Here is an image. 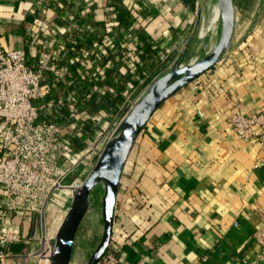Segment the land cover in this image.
Wrapping results in <instances>:
<instances>
[{
    "label": "crops",
    "instance_id": "crops-1",
    "mask_svg": "<svg viewBox=\"0 0 264 264\" xmlns=\"http://www.w3.org/2000/svg\"><path fill=\"white\" fill-rule=\"evenodd\" d=\"M194 1L0 0V41L25 48L34 61L45 43L48 17L67 27L76 42L62 35L55 52L71 76L57 82L47 97L56 104L40 119L66 116L71 87L82 111L100 115L71 134L76 149L86 148L114 116L129 109L138 89H147L164 55L189 37L185 34L197 18ZM212 5L201 17L211 18L209 27L218 18ZM42 6L48 7L46 14ZM256 10L253 34L235 47L232 40L231 53L163 101L137 136L126 163L134 185L123 174L124 164L114 204L112 239L122 244V259L264 264L255 262L253 237L260 224L254 205L264 202V163H253L262 152L255 138L237 137L228 121L237 106L244 113L264 109V0ZM83 46L90 49L86 58L80 55ZM61 94L66 99L59 100ZM96 157L97 151L88 152L79 175ZM27 228L25 222V233ZM33 258L30 264H41Z\"/></svg>",
    "mask_w": 264,
    "mask_h": 264
},
{
    "label": "built area",
    "instance_id": "built-area-1",
    "mask_svg": "<svg viewBox=\"0 0 264 264\" xmlns=\"http://www.w3.org/2000/svg\"><path fill=\"white\" fill-rule=\"evenodd\" d=\"M40 11L46 14L48 7L42 6ZM47 21L42 31L45 43L38 48L34 61L28 59L25 48H6L0 41V264H30L29 257L50 250L46 242L37 249L31 247L20 252L12 251L10 245L16 241L31 244L38 238L49 242L52 236H47L45 216L59 219L64 207L63 202H56L58 211L54 209L57 212L49 214L54 195L61 188L71 195L76 183L81 181L79 165L87 164L90 150L100 153V147L123 117L114 116L92 145L76 149L71 134L87 120L99 121L100 115L82 111L74 89L69 87L66 116L62 120L40 119L42 111L56 104L54 98L47 97L57 82L65 83L71 76V70L61 62L55 47L65 34L68 40L76 42L70 38L66 26L53 17H48ZM89 53V47L83 46L81 57L86 58ZM67 59L77 61L76 57ZM58 99L66 98L61 94ZM133 104L131 102L129 108ZM228 121L237 137L258 141L262 156L253 166L264 163V109L244 113L237 106ZM254 210L260 221L253 232L258 246L255 262H264V202L254 205ZM15 213L20 214L19 220L13 218ZM25 222L28 223L27 233L23 231ZM121 250L122 244L111 237L95 264H145L143 260L122 259Z\"/></svg>",
    "mask_w": 264,
    "mask_h": 264
},
{
    "label": "water",
    "instance_id": "water-1",
    "mask_svg": "<svg viewBox=\"0 0 264 264\" xmlns=\"http://www.w3.org/2000/svg\"><path fill=\"white\" fill-rule=\"evenodd\" d=\"M211 3L217 4L219 8L215 44L195 60L184 63L183 52L192 36L190 35L168 69L155 77L125 112L105 141L94 165L73 188L69 206L55 234L49 239L50 250L46 255L48 264H71L77 231L96 193L100 194L101 199L103 229L86 264H95L105 251L112 237L114 204L120 175L137 136L163 101L217 62L230 47L235 29V0H211ZM198 18L197 14L196 20Z\"/></svg>",
    "mask_w": 264,
    "mask_h": 264
},
{
    "label": "rangeland",
    "instance_id": "rangeland-1",
    "mask_svg": "<svg viewBox=\"0 0 264 264\" xmlns=\"http://www.w3.org/2000/svg\"><path fill=\"white\" fill-rule=\"evenodd\" d=\"M195 7H196V11L194 12L196 15H199L198 20H195L193 26L191 27L193 29V33L191 34V30L187 31L185 36H188L190 38V40L188 41V45H186L187 48H185V51L183 52V59L182 62L186 63L188 61H191L193 58H198L201 53L206 52L208 50H210L212 48V46L215 44L216 39H217V26H218V21H216L212 27H209V29H205L203 31H201L202 29V15L203 14H207L211 12L212 9V4L211 0H195ZM259 5V0H235V31L233 34V42H232V47H235L236 45L240 44L242 41L246 40L248 38V36L253 34V30L255 29L256 25H257V7ZM197 19V18H196ZM183 43H181V41L176 45V47L172 48L169 52L168 55H164V58H162L163 60H160V63L157 67H159L156 71V75L155 77L159 76L160 74H162L165 70L168 69V67L170 66V64L172 63L173 59H175L177 57V55L179 54V52L181 51V49L183 48ZM228 48L223 54L222 56H227L228 54L231 53V48ZM8 48V47H6ZM163 61V63H161ZM215 64V63H214ZM212 66V65H211ZM210 66V67H211ZM209 67V68H210ZM208 68V69H209ZM211 69V68H210ZM161 70H164L161 72ZM207 70V69H206ZM205 70V71H206ZM146 90V88L144 89H138L136 95H134L133 97H130L129 100L130 102H136V100L139 98V96ZM125 113H121L119 116H123ZM79 145V144H78ZM133 147V146H132ZM100 149H102V146L100 147ZM132 148L129 152V155L125 161V168L126 165L128 164V162H130L132 159ZM98 153H97V157H98ZM97 157L90 161L93 162L91 165L93 166ZM127 163V164H126ZM135 163V162H134ZM90 166V168L92 167ZM124 166V165H123ZM132 170H135V164L132 166ZM83 166L79 165L78 170L80 171V169L82 170ZM128 169V168H126ZM125 169V170H126ZM89 171V170H88ZM88 171H86L85 174H82L79 178L82 180L85 175L88 173ZM130 173H123L125 177L128 178L129 183L132 185L131 187H133V173L131 171H129V169L127 170ZM133 178V179H132ZM132 179V180H131ZM122 185H125V183L122 181L121 182ZM70 199H71V195L68 194V190H65L64 188L59 189L56 194L54 195V202L52 203L50 210H49V214H52L54 212L58 211L57 207V203L56 202H63V208H62V215L59 219H54V218H49L48 216L46 217V222H45V226H46V232H47V236H53L55 234V231L59 225V223L61 222L68 206L70 203ZM54 209H57V211H54ZM48 213H45V215H47ZM102 229H103V222H102V213H101V199H100V194L96 193L94 201L92 202V204L90 205V207L88 208L80 226L79 229L77 231V235L75 237L74 240V247H73V252H72V257H71V264H86L91 251L96 247L97 243L100 240L101 234H102ZM44 242L48 243V240H44L42 239H34L32 240L30 243L33 246V249H37L41 244H43ZM27 245L24 243L23 241H16L13 242L10 245V248L12 251H22ZM44 254H49L43 251L42 255H36L33 256L35 258L33 259H40L39 261H41V264H48V259L46 257V255Z\"/></svg>",
    "mask_w": 264,
    "mask_h": 264
},
{
    "label": "bare ground",
    "instance_id": "bare-ground-1",
    "mask_svg": "<svg viewBox=\"0 0 264 264\" xmlns=\"http://www.w3.org/2000/svg\"><path fill=\"white\" fill-rule=\"evenodd\" d=\"M218 13H219L218 5H217V4H214L213 14H214V15L217 14V16H218ZM211 21H212L211 18H207V17H205V18L202 20V29H201V31H203V30H205L207 27H209ZM195 59H196V58H195ZM195 59L193 58L191 61H193V60H195ZM47 253H48V252H47ZM41 255H42V254H41ZM44 255H47V254H44ZM47 263H48V262H47Z\"/></svg>",
    "mask_w": 264,
    "mask_h": 264
},
{
    "label": "trees",
    "instance_id": "trees-1",
    "mask_svg": "<svg viewBox=\"0 0 264 264\" xmlns=\"http://www.w3.org/2000/svg\"><path fill=\"white\" fill-rule=\"evenodd\" d=\"M186 3H193L194 0H183Z\"/></svg>",
    "mask_w": 264,
    "mask_h": 264
}]
</instances>
